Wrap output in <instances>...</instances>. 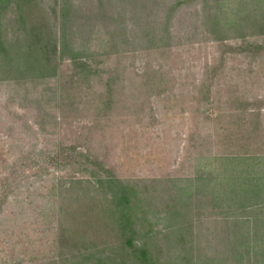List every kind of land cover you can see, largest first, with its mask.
Here are the masks:
<instances>
[{
    "label": "rangeland",
    "instance_id": "374dc122",
    "mask_svg": "<svg viewBox=\"0 0 264 264\" xmlns=\"http://www.w3.org/2000/svg\"><path fill=\"white\" fill-rule=\"evenodd\" d=\"M67 1L77 12L65 53L60 0H38L47 28L32 54L23 55L11 10L1 19L16 59L13 70L0 68V264H59L78 254L59 234L89 196L109 199L99 177L138 189L147 204L138 226L153 235L159 264H264L263 227L245 223L257 236L236 258L222 218L246 178L264 183V34L231 22L264 14V0ZM20 42L21 56L13 49ZM253 197L244 201L261 212L248 215L261 221L264 192ZM174 198L186 202L179 226L168 218Z\"/></svg>",
    "mask_w": 264,
    "mask_h": 264
},
{
    "label": "trees",
    "instance_id": "16d2710c",
    "mask_svg": "<svg viewBox=\"0 0 264 264\" xmlns=\"http://www.w3.org/2000/svg\"><path fill=\"white\" fill-rule=\"evenodd\" d=\"M37 2L38 0H0V25L3 15L6 14V11L11 10L27 42L26 53L22 50L25 44L21 42L13 48L19 52V56H21L22 52L23 55L32 54L34 43H41V32L39 29L41 27L47 28L46 20L48 16L40 12ZM128 2L133 5L136 3L135 0H128ZM75 12L77 11L74 10L71 3L67 0H60L58 6L60 29L58 44L61 48V53H65V48L67 46L65 37L69 31H66V23L70 21L71 16L73 17L75 15ZM208 16L210 18L209 22H215V24L211 23L213 27L211 32L216 35L214 38L222 39V36L221 38L219 36L222 33V25L218 16L215 14H209ZM231 22L233 24L235 23V28L239 30H242L245 26L255 29L249 32L250 34H264V14L258 17L246 13L245 16L236 17V19L231 20ZM153 29L151 28L149 30ZM49 33L47 29V34ZM246 33L248 32H241V35L244 36ZM166 34L167 37H170V33ZM51 41L52 38L47 40V43ZM56 42L55 40L52 41V46H54V48L58 47ZM10 51V48H8L7 51V47H5L0 34V59L2 60V62H0V68H3L6 64L8 66L4 67L5 70L12 69L9 64L14 63V58L16 59V57H13L15 56L13 52L11 56ZM70 57L75 60L78 56L72 54ZM16 69L18 70V68ZM22 70L23 72L31 71V65H26ZM230 175L233 174L230 173L229 176ZM246 179L249 180V182L244 188L242 186V193L244 194L240 192V194H231V197L228 198H233L232 206L223 207L222 211V218H225L227 223H231L230 228L233 234L228 238L233 237L234 239V243H232V245H234L231 247V250L236 258L241 255L238 247H242L244 252L249 250V238L250 234L253 233L248 231L250 228L249 226L247 227L245 223L249 224V222H251L250 224L254 229L259 228L258 225H261L264 229V219L259 221L261 218H251L248 215L249 210H253L255 215H257V210L261 212V204L256 202L250 204L251 201H244L245 197L255 199L253 195L258 196L259 193L264 192V183L263 187H261L259 179H255L254 177ZM237 181L239 182L238 185H243L238 178ZM97 185L102 188L105 187V189H110L109 199L107 200L105 198L106 201H103L101 198L98 199L91 195L82 209L79 207L80 210L77 209L75 212H72L71 216L78 218L72 221L70 220V226H72V228L67 229V226L62 228L59 234V241L67 250H69L72 244L74 247L78 246L77 249L79 252L75 255L71 254V256L65 258L64 262L59 264H159L156 257H154L155 250H152L153 244L149 241L153 235L150 234L149 230L143 233L138 226L139 214L145 213L144 209L147 205L141 204L138 189H135L134 186L129 183H124L117 178L111 177L97 178ZM234 197H238V199L236 200ZM215 199L213 194L210 201H214ZM169 203L171 204L167 206L168 218L171 222L179 226L183 216L181 211L185 208L186 202L183 198H174L173 201L171 200ZM246 227L248 230H245ZM190 229L191 226L189 225L183 228H175L171 231L174 233L178 231L189 232ZM253 235L256 238L257 234ZM261 251H264V249L261 248ZM262 254L264 255V253ZM182 260H186V258H182Z\"/></svg>",
    "mask_w": 264,
    "mask_h": 264
}]
</instances>
